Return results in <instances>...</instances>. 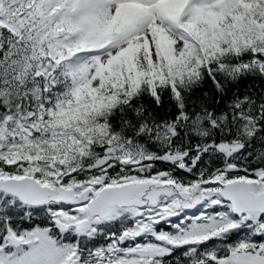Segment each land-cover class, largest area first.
<instances>
[{
	"label": "snow or ice",
	"instance_id": "obj_1",
	"mask_svg": "<svg viewBox=\"0 0 264 264\" xmlns=\"http://www.w3.org/2000/svg\"><path fill=\"white\" fill-rule=\"evenodd\" d=\"M249 76L264 0H0V264H264Z\"/></svg>",
	"mask_w": 264,
	"mask_h": 264
},
{
	"label": "trees",
	"instance_id": "obj_2",
	"mask_svg": "<svg viewBox=\"0 0 264 264\" xmlns=\"http://www.w3.org/2000/svg\"><path fill=\"white\" fill-rule=\"evenodd\" d=\"M250 86H255L257 89H259L261 87H264V81H262L259 77L249 76V77L243 78L240 82L239 90L243 92L246 89H248ZM204 88L207 91H212L213 86L211 84V81L206 82V84L204 85ZM231 91H236V89L233 88ZM229 95H231V92L229 93ZM165 100H166V105H167V97H165ZM167 107H170V106H167ZM167 107H166V110H167Z\"/></svg>",
	"mask_w": 264,
	"mask_h": 264
}]
</instances>
